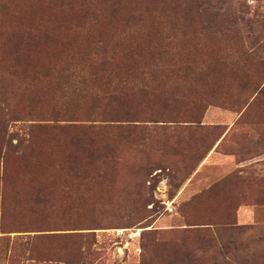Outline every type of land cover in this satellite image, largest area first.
Masks as SVG:
<instances>
[{"label":"rangeland","instance_id":"1","mask_svg":"<svg viewBox=\"0 0 264 264\" xmlns=\"http://www.w3.org/2000/svg\"><path fill=\"white\" fill-rule=\"evenodd\" d=\"M0 264H264V0H0Z\"/></svg>","mask_w":264,"mask_h":264},{"label":"trees","instance_id":"2","mask_svg":"<svg viewBox=\"0 0 264 264\" xmlns=\"http://www.w3.org/2000/svg\"><path fill=\"white\" fill-rule=\"evenodd\" d=\"M113 48L114 47L110 48L111 53H112V51L114 52ZM96 50H99V46L97 47ZM81 52H83V51L81 50ZM73 53H75V51ZM77 53H80V52L79 51H76V54ZM115 53H116V51L114 52V54ZM126 54H127V52H126ZM84 56H86V55H84ZM71 59L77 61V59H75L74 57H72ZM81 59L82 58H79L80 61H81ZM111 60H113V55L112 54H111L110 57H102V58H98V59H95V60H90L91 62L92 61H95V62L92 63V64H94L93 67L90 66V67H92L91 70L89 69V67L87 69L86 66L85 67L84 66H80V67L78 66L77 68H75V67H72L71 68L70 67L69 69H67V71H70V73L72 75L75 74L76 77L78 79H80V82L81 83H84L85 80H86L85 78L87 76L86 75L87 74L86 73L87 71L88 72H91V74L93 73L91 76H93V75L96 76L95 74H97V73H101V72L103 73V72H105L107 70L106 65ZM123 62H124V64H123V70L125 72L129 71V69H130L129 64H132L131 63V60H130V57L127 58V59H124ZM118 67L120 68V67H122V65L121 66H118ZM125 89H126L125 87H122L119 91H117V89L116 90L114 89V90H111V91L109 90V91H105V92H103L102 90H101L102 92H95V94L93 95L94 96L93 97V101H96V102H99V103L100 102H106V104L109 105V106L110 105H112V106L130 105V104H132V100H130V99L127 98V96H126L127 94L124 93V90ZM80 91H81L80 89H76L75 87H73V92L74 93L77 94V93H80ZM129 91H131V90H129ZM139 92H144V91L143 90H139ZM127 114L128 113H118L114 117L110 118V120L111 121H115V120L116 121H122L121 119H123V116H125L126 118H129V117H127L128 116ZM86 121H92V120H86ZM125 121H127V122H134V121H137V120H135L134 118H131L130 117L128 120H125Z\"/></svg>","mask_w":264,"mask_h":264}]
</instances>
